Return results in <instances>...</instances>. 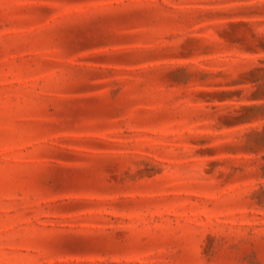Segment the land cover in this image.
I'll list each match as a JSON object with an SVG mask.
<instances>
[{"label":"rangeland","instance_id":"374dc122","mask_svg":"<svg viewBox=\"0 0 264 264\" xmlns=\"http://www.w3.org/2000/svg\"><path fill=\"white\" fill-rule=\"evenodd\" d=\"M0 264H264V0H0Z\"/></svg>","mask_w":264,"mask_h":264}]
</instances>
